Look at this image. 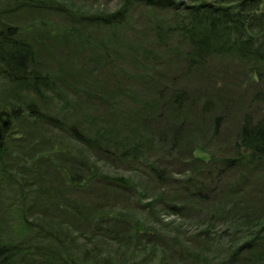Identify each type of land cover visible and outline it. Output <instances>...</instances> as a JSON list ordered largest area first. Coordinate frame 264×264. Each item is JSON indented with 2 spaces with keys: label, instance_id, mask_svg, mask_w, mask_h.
I'll use <instances>...</instances> for the list:
<instances>
[{
  "label": "trees",
  "instance_id": "16d2710c",
  "mask_svg": "<svg viewBox=\"0 0 264 264\" xmlns=\"http://www.w3.org/2000/svg\"><path fill=\"white\" fill-rule=\"evenodd\" d=\"M117 3L118 7L112 12L96 13L86 20L87 26L94 27L97 33L100 30L111 33L108 34L110 41L106 38L104 44L120 42L121 28L139 6L145 10L141 16L145 18L144 28L151 32L152 45L185 64L186 74L202 69L210 59L223 57L244 64L250 77L263 80L264 0H117ZM45 5L43 8L51 6ZM5 13L0 9V74L17 91L16 102L24 107L21 111L11 110L10 116L14 123L18 122L16 128L22 135L31 139L33 135L39 136L33 143L37 165L30 175L43 174L50 179L45 183L49 184L47 187L24 189L26 167L15 165L12 171L0 167V188L9 187L14 192L12 196L16 195L14 201H18L19 207L15 213L22 224L13 233L5 234L0 230V264H149V256L157 257L158 264H264V212L256 210L253 199L247 194L256 177L264 174L263 110L242 116L233 142L228 144L231 145L230 157L217 158L212 154L207 159L205 154H194L193 151L201 148L198 141L192 139L194 135L205 140L204 146L214 139L226 138L220 134V117H214L207 125L208 131L198 122L188 120L187 112L206 113L210 103L195 104L182 87L172 92L167 102L160 103L162 96L155 95L141 107L146 111L145 116L138 119L141 111L136 110V120L127 119L124 123L125 127L133 123L143 128L147 135L138 128L137 133L130 130L131 136L116 139V123L107 121L101 126L95 124L92 136L87 137L82 126L68 128L65 119L40 112L39 102L42 101L37 99L47 100L48 93L60 98L54 86L56 80V85L62 83L63 77H53L41 68L31 47L17 38L18 29L2 16ZM68 16L73 23L83 18L74 13ZM139 52L143 54L142 45ZM255 99L264 102V93L257 90L252 101ZM91 122L94 123L93 118ZM46 123L60 128L64 139L81 145L94 170L96 155L101 154L112 174L117 176L98 175L82 158L67 153L70 151L51 148L52 140L44 137L38 127ZM9 137L6 133L0 158L6 153ZM45 143L49 150L42 151ZM175 150L176 156L173 155ZM153 151L159 154V157L156 153L152 155L154 160L147 155ZM179 156L186 158L181 160ZM176 158L188 167L185 171L189 175L179 173L181 179H176L167 165H162L166 159L171 162ZM204 175L209 182L213 175L217 178L207 186L202 179ZM135 178L150 179L153 187L160 189L154 199L144 204L148 212L154 215L159 208L167 212V206L178 218L188 213V219H195L191 221L201 226L194 227L192 232L180 231L178 226L165 243L144 221L135 219L132 223L126 214L127 206L107 213L114 216L106 218L104 206L108 204L103 205L101 196L92 200L94 207L83 208L80 201L72 198L68 201L63 195L66 189L121 194V191L132 190ZM169 186H173L174 193L165 191ZM0 196H5L1 190ZM254 197L258 198L256 194ZM26 210L30 211L32 219L27 217ZM38 216L41 218L35 219ZM117 216L120 220L115 219ZM32 231L34 237L29 235ZM237 234L241 236L238 238ZM78 239L85 247L79 245ZM221 240L224 249L219 247ZM88 242L90 247L86 246ZM100 244L106 248L98 247ZM125 248L128 255L121 251Z\"/></svg>",
  "mask_w": 264,
  "mask_h": 264
},
{
  "label": "rangeland",
  "instance_id": "374dc122",
  "mask_svg": "<svg viewBox=\"0 0 264 264\" xmlns=\"http://www.w3.org/2000/svg\"><path fill=\"white\" fill-rule=\"evenodd\" d=\"M27 1L1 0L0 9L6 11L2 16L9 20L11 26L18 29L17 38L31 47L36 56V62L40 63L41 68L48 70L53 77H63L64 83L56 85V80L54 86V90L59 92L60 98L48 93L47 100L37 99L42 101L39 102L40 112L65 119L68 128L73 125L75 129L82 126V131L87 137L92 136V129L95 128V124L101 126L107 121L110 124L116 123L114 135L116 139L131 136L130 130L137 133L138 128L141 127H136L133 123L131 127H125L124 123L127 119L136 120V115H134L136 110L141 111L137 118H142L146 111L141 107L146 106V102H149L155 95H161L164 99L160 98V103L167 102L172 92L182 87L191 96L195 104L203 105L207 101L210 103L206 113L187 112L188 120L194 123L198 122L201 128L204 127L208 131L210 128L208 129L207 125L212 122L214 117H220L222 125L220 134L226 138L214 139L211 144L204 146L206 145L205 140L194 135L192 139L197 140L199 147H201L193 151L194 154H205L207 159H210L212 154L217 158L230 157L232 155L229 151L231 145L228 146V144L233 142L232 138L236 134L235 130L240 124L242 116L246 113L255 114L259 110L264 111L263 101L258 102L256 99L252 101L257 90L264 93V77L263 80L256 76H254L255 78L250 77L244 64L223 57L210 59L202 65V69L191 70L190 73L186 74L183 70L186 67L185 64H182L181 61L176 62L168 52L152 45L151 32L144 28L145 18L141 16L145 10L139 6H136L137 8L129 14L124 28H121L122 31L119 32V35L122 39L120 42L115 43L116 45L111 43L106 45L104 44L105 39L110 41L109 35L111 33L103 32V30L97 33L94 27L87 26L86 20L90 15L96 13L112 12L118 7L117 0H32L30 4ZM47 3L51 6L43 8L45 4L47 6ZM68 13L83 15V18L81 22L77 19L73 23ZM71 24L73 25L71 26ZM124 35H126L125 39ZM136 42L142 45L143 54L139 52L141 45L139 44V47ZM109 68L112 70L109 71ZM5 80L0 74V112L8 114L11 126L5 132V135L9 133L10 137L6 143L7 154L5 153L0 158V167L4 166L6 171H12L15 165H23L27 168V172H24L26 174L24 180L27 181V186L25 185L24 189L33 190V187H47L49 184L45 183L47 179H50L48 175H30V172L37 165L36 160H34L36 152L33 149V143L39 136L33 135L31 139L26 134L23 133L22 135L18 132L16 128L18 122L14 123L10 113L15 108L21 111L24 107L16 102L17 91L9 86ZM20 93L24 92L20 91ZM119 94L121 95L118 96ZM116 96H118L117 99L110 103L109 101ZM73 106L75 107L72 110ZM63 107L65 108L63 109ZM92 118L94 119L93 124ZM52 125L53 123L38 125L44 137L52 140L51 148L59 150L61 147L70 151L65 152L71 153L78 159L82 158L87 162L90 170L98 173V175L117 176L112 174L113 172L107 167L101 154L96 155L97 168L94 170L92 161L89 160L83 147L69 139H64L63 136H60L61 129L51 127ZM21 127L24 129L23 126ZM141 131L147 135L143 128ZM59 138L63 140V143ZM4 139H2V145H4ZM46 150H49V147L47 148L45 143L42 151ZM201 150L202 152H200ZM155 153L159 157L157 151L149 152L147 155L154 160L152 155L154 156ZM173 155L176 156V150L173 151ZM179 157L182 158L181 160L186 158V156ZM162 165H167V170L176 179H181L179 173L187 172L185 170L188 169L178 158L171 162L166 159ZM216 178L213 175L212 181L209 182L204 175L202 179L209 186L213 184ZM135 179L136 185L132 190L129 192L121 191V194L115 191L104 194L97 191L82 190L77 192L66 189L63 195L68 197V201L71 198L80 201L83 208L85 206L94 207L95 204L92 200L95 199V196H101L103 205L105 202L108 204V206H104L106 218L114 216L113 213H107L117 212L121 207L127 206L126 214L132 223H135V219L144 221L145 226L150 230L155 229L158 233L156 237L165 243H168V236H172L173 230L178 226L180 231L188 230L191 232L194 227L201 226L197 222L191 221L195 219H188V213L183 217L181 216V219L178 218V214L173 213L167 206V212L162 208L154 212V215L148 212L144 204L154 199L160 189L154 188V183L150 179ZM106 189L112 188L107 187ZM0 190L5 195L0 196V200H3L0 201V223L3 227L0 226V230L9 234L22 225L20 218L15 213L16 208L19 207L18 201H14L16 195L12 196L11 193L14 192L9 187H1ZM165 191L174 193L173 186H169ZM138 193L145 195L141 197L137 195ZM247 194L253 199L252 203L256 210L264 212V174L256 177L254 183L248 187ZM255 194L258 196L257 199L254 197ZM67 207L73 208L72 205ZM26 212L27 217L32 219L30 211L26 210ZM32 213L35 214V211L33 210ZM39 218L41 216L35 219L39 220ZM115 219L120 220V217L117 216ZM170 230L171 232L168 233ZM16 232L19 233L20 231ZM32 233L33 231L29 235L34 237ZM240 236L237 234L238 238ZM76 241L80 242L81 247L84 245L80 239ZM221 243L223 244V240ZM221 243L219 242V247L224 249V244ZM90 245L89 242L86 244L87 247ZM99 246L102 247L103 245L100 244ZM113 246L115 247V245ZM130 246L133 248V243ZM105 248L103 246V249ZM121 251L126 252V255L129 254L126 248ZM147 258L150 260L149 264H158L157 257L152 259L149 256ZM218 260L220 262L221 256L218 257ZM165 261L170 263L168 259Z\"/></svg>",
  "mask_w": 264,
  "mask_h": 264
},
{
  "label": "water",
  "instance_id": "95a60500",
  "mask_svg": "<svg viewBox=\"0 0 264 264\" xmlns=\"http://www.w3.org/2000/svg\"><path fill=\"white\" fill-rule=\"evenodd\" d=\"M11 126V120L5 112H0V150L2 149V133L6 132Z\"/></svg>",
  "mask_w": 264,
  "mask_h": 264
},
{
  "label": "flooded vegetation",
  "instance_id": "af4514ba",
  "mask_svg": "<svg viewBox=\"0 0 264 264\" xmlns=\"http://www.w3.org/2000/svg\"><path fill=\"white\" fill-rule=\"evenodd\" d=\"M4 137H5V133L2 134V139H4Z\"/></svg>",
  "mask_w": 264,
  "mask_h": 264
}]
</instances>
